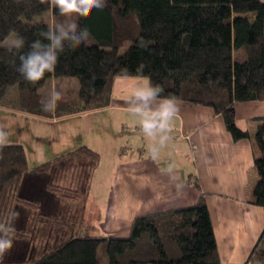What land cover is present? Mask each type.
Instances as JSON below:
<instances>
[{"label":"trees","instance_id":"trees-1","mask_svg":"<svg viewBox=\"0 0 264 264\" xmlns=\"http://www.w3.org/2000/svg\"><path fill=\"white\" fill-rule=\"evenodd\" d=\"M51 9L55 20L59 13L49 0H0V104L17 85L15 107L28 113L62 117L105 108L112 105L120 69L134 72L143 61L144 73L163 87L161 95L210 106L234 140L251 138L237 124L235 104L264 100L263 0H107L104 8L79 16L89 40L63 46L52 70L45 69L34 83L26 81L16 71L18 58L3 42L11 30L26 42L35 39L52 22L31 20ZM249 13H255L253 19ZM68 77H76L78 87L62 88L54 109L40 108L42 88L53 78ZM255 143L258 180L249 201L264 208V117ZM100 159L83 145L31 167L24 145L0 146V225H11L16 241L51 240L39 257L35 251L23 259L0 255V264H102V258L108 264H222L205 194L193 205L138 215L128 236L80 233L82 204ZM74 161L88 167L80 172L81 184H58L53 179L58 165ZM28 177L39 178L37 188L43 181L58 210L46 212L40 201L22 194ZM250 262H264V230L244 264Z\"/></svg>","mask_w":264,"mask_h":264},{"label":"crops","instance_id":"crops-1","mask_svg":"<svg viewBox=\"0 0 264 264\" xmlns=\"http://www.w3.org/2000/svg\"><path fill=\"white\" fill-rule=\"evenodd\" d=\"M52 80L62 82L61 80L69 79ZM78 85L73 87L77 88ZM124 89L125 82L116 77L112 105L98 109L99 111L62 117L40 116L22 111L15 106L3 108L4 113H0V127L11 129L17 123L20 126L21 118H25L37 119L53 124L57 129H64L63 144L52 148L51 156L39 162L43 163L84 145L76 148L72 146L70 133H75L72 124H78L79 119L83 118L91 127L89 117L92 113L109 112L104 114V123L111 118L114 124L120 123L125 126L130 123L138 127L126 110L123 101ZM177 100L179 107L173 118L172 128H175L179 135L176 140H182L186 145L181 151L190 153V158H185L187 162L173 160L161 162L159 158L153 160L150 154L138 152L120 155L118 149H112L111 182L103 192L98 185L96 186L99 181L96 174L103 162L101 155L100 162L91 176L90 193L82 204L80 233L128 236L133 220L138 215L193 205L201 194H205L222 264H244L264 230V208L249 201L258 180L255 166L258 151L252 133L250 132L251 138L236 141L227 130L222 115L216 113L212 107ZM235 108L237 124L243 127L242 129L251 131L256 121L259 126L261 125L264 117V100L237 102ZM240 120L246 121L249 126L244 128L240 125ZM22 129L17 133L20 139L15 140L16 142L10 141L8 144L19 143L27 148L24 138L26 131L24 127ZM51 141L54 142V139ZM116 143L110 142V147L115 148ZM118 145L122 147L123 144ZM88 146L94 148L91 144ZM28 161L30 164L29 159ZM75 164L78 175L88 168L86 165L81 167L75 162L72 164L63 162L58 165L53 179L60 185L75 187L70 174ZM82 176L84 179L83 174ZM188 179L191 182H188ZM35 180L39 178L28 177L24 181L22 194L40 201L44 211H52L54 209L52 194L47 191L43 181L37 188ZM194 181L198 182L199 188L193 184ZM95 191L103 193L100 202L96 199ZM79 206L82 207L81 202ZM54 210H58V207ZM49 243L51 240L43 237H37L28 243L13 239L0 255L6 259H23L35 251V255L39 257L41 254L38 251L42 250V247L46 248Z\"/></svg>","mask_w":264,"mask_h":264},{"label":"clouds","instance_id":"clouds-1","mask_svg":"<svg viewBox=\"0 0 264 264\" xmlns=\"http://www.w3.org/2000/svg\"><path fill=\"white\" fill-rule=\"evenodd\" d=\"M106 2L107 0H49L59 15L46 28L39 29L35 39L26 42L24 35L11 30L4 42L6 50L19 60L16 71L24 80L34 83L45 69L52 70L59 49L89 40L90 30L79 23V16L86 15L90 9L104 8ZM145 66L141 61L134 72L124 66L118 76L125 82L123 101L126 110L148 140L147 151L155 160L160 156V147L171 138L172 122L179 105L175 96L161 95L163 87L153 83L151 77L144 73ZM62 87V82L50 87L41 96L39 107L44 110L54 109L62 95ZM9 138V130L0 127V146L8 144ZM11 227L0 225V252L12 243Z\"/></svg>","mask_w":264,"mask_h":264},{"label":"rangeland","instance_id":"rangeland-1","mask_svg":"<svg viewBox=\"0 0 264 264\" xmlns=\"http://www.w3.org/2000/svg\"><path fill=\"white\" fill-rule=\"evenodd\" d=\"M252 19L254 18L255 13H249L248 14ZM53 10H48L42 15H36L31 22L37 23V22H53ZM5 42V41H4ZM3 42V45H4ZM130 46V43L128 42L126 45L121 47L120 53H123L126 51V49ZM69 80H61L62 83H65L63 85V89L66 88H74L73 86L78 85L79 81L76 77H68ZM58 80H51L48 84H46L42 88L43 95H45L50 87L57 84ZM18 88L17 85L11 86L7 92L6 100H4L0 104V113H4V109L11 108L12 106H15L18 103ZM99 111V110H97ZM104 114H109V112H99L98 114L92 113L89 117V123L91 124V127L87 125V122L85 119L81 118L78 124H72V129L75 131V133H70V140L72 143V146L74 148L80 146V145H92L97 152L100 153V155L103 156V162L100 166L99 171L97 172V178L99 179L98 185L99 188L105 192L106 187H108V184L111 182V172H112V160L113 156L111 154L112 149H118V154L122 155L121 153L126 154H135L140 152L141 154H150L147 151V144L148 140L142 135V133L139 131L138 127H134L132 124L127 123V125L122 124H114L113 120H107V123H104ZM20 122V119H19ZM252 123V122H250ZM263 121L261 122V124ZM259 123L254 122L253 128L250 129L254 142H255V135L257 132V129L259 127ZM15 124L14 127L11 129L8 128L10 132V141L19 140L20 136L17 134L18 132L22 131L23 127L25 128L26 133H24V138L27 142V155L29 156L28 159L30 160V165L33 167L34 165L41 164L42 160H45L44 158H47L48 156H51V150L52 148H56L57 146L63 144V134L65 132L64 129H57L53 124L47 123V122H41L40 120H32V119H25L21 118V123ZM132 125V126H130ZM240 125L249 126V123H247L244 120H240ZM21 128V129H20ZM241 128V127H240ZM243 128V127H242ZM27 136V137H26ZM170 139L166 142V144L162 147H160V156L159 160L161 162L164 161H180V162H187L185 158H190V153H184L181 151L183 147H186L184 142L182 140H176V138H179V135L175 128H172V131L170 133ZM28 138V139H27ZM58 140H57V139ZM54 139V142L51 140ZM115 144V148L110 147V142ZM171 139H174L172 141ZM118 144H123L122 147H120ZM87 145V146H88ZM90 147V146H89ZM92 148V147H91ZM92 148V149H94ZM141 148V149H140ZM124 149V150H123ZM190 152V151H189ZM189 156V157H188ZM51 158V157H49ZM75 162V161H74ZM77 163V162H75ZM75 164L71 168V178L76 185L81 184V177L76 173ZM96 199L100 202V199L103 198V193H98L95 191ZM74 212L76 211H69V214L74 216ZM33 225V224H32ZM9 259V258H7ZM107 259V258H106ZM102 264H108L107 260L105 261V258H102Z\"/></svg>","mask_w":264,"mask_h":264}]
</instances>
